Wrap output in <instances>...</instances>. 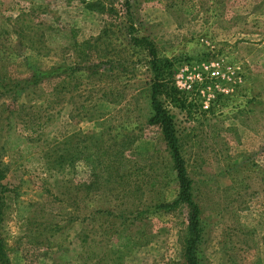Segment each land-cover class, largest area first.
Instances as JSON below:
<instances>
[{"label":"rangeland","instance_id":"rangeland-1","mask_svg":"<svg viewBox=\"0 0 264 264\" xmlns=\"http://www.w3.org/2000/svg\"><path fill=\"white\" fill-rule=\"evenodd\" d=\"M153 56L200 264H264V0H0V82L60 67L0 86V264H186Z\"/></svg>","mask_w":264,"mask_h":264},{"label":"trees","instance_id":"trees-1","mask_svg":"<svg viewBox=\"0 0 264 264\" xmlns=\"http://www.w3.org/2000/svg\"><path fill=\"white\" fill-rule=\"evenodd\" d=\"M151 44V42H150ZM155 52V51H154ZM170 60L167 58L156 59L153 56L152 67H153V78L151 83V99L150 105L152 113L148 119L149 124H157L160 126L163 138L169 149L176 176L179 182V193L171 202H165L157 205L160 209H178L187 208V236L185 237L186 245L184 246V258L186 264H200V259L195 254V242L199 240V220H198V207L195 201L192 199L190 194L191 179L188 178L184 162L180 154L178 136L174 127L173 116L169 113L162 105L161 100L157 97L159 87L162 86L160 77L162 69L170 66ZM60 67L56 66L49 70H34L28 77L23 80L6 81L5 85L2 79L0 86L10 85L9 90L18 88L22 89L25 84L35 86L43 80L54 79L59 75ZM3 90V88H2ZM3 176L0 170V178Z\"/></svg>","mask_w":264,"mask_h":264},{"label":"built area","instance_id":"built-area-1","mask_svg":"<svg viewBox=\"0 0 264 264\" xmlns=\"http://www.w3.org/2000/svg\"><path fill=\"white\" fill-rule=\"evenodd\" d=\"M209 74L211 77H216L218 74V71L216 69H212Z\"/></svg>","mask_w":264,"mask_h":264}]
</instances>
